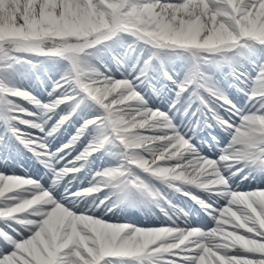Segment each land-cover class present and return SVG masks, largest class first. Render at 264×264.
<instances>
[{
  "label": "snow or ice",
  "instance_id": "6c2138e0",
  "mask_svg": "<svg viewBox=\"0 0 264 264\" xmlns=\"http://www.w3.org/2000/svg\"><path fill=\"white\" fill-rule=\"evenodd\" d=\"M0 264H264V0H0Z\"/></svg>",
  "mask_w": 264,
  "mask_h": 264
}]
</instances>
